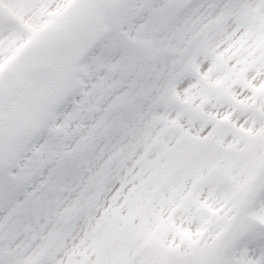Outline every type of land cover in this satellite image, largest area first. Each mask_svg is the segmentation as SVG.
I'll return each mask as SVG.
<instances>
[{
    "label": "snow or ice",
    "instance_id": "obj_1",
    "mask_svg": "<svg viewBox=\"0 0 264 264\" xmlns=\"http://www.w3.org/2000/svg\"><path fill=\"white\" fill-rule=\"evenodd\" d=\"M0 264H264V0H0Z\"/></svg>",
    "mask_w": 264,
    "mask_h": 264
}]
</instances>
